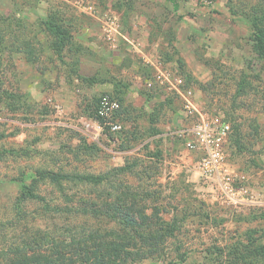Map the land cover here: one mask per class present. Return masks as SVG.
Masks as SVG:
<instances>
[{
	"label": "rangeland",
	"instance_id": "1",
	"mask_svg": "<svg viewBox=\"0 0 264 264\" xmlns=\"http://www.w3.org/2000/svg\"><path fill=\"white\" fill-rule=\"evenodd\" d=\"M252 1L0 0V243L19 235L12 201L23 179L35 178L34 191L57 198L37 176L51 170L107 175L162 216L176 213L181 228L166 260L178 252L184 264H201L249 234L264 246V56L254 51L244 17ZM48 15L67 31L62 50L44 28ZM158 70L180 75L200 109L229 121L227 159L245 175V202L216 198L195 154L165 133L167 124L189 123ZM103 93L121 102L118 132L93 124ZM124 163L127 170H114ZM91 188L98 195L110 185ZM38 206L30 201L26 211L32 216Z\"/></svg>",
	"mask_w": 264,
	"mask_h": 264
},
{
	"label": "trees",
	"instance_id": "2",
	"mask_svg": "<svg viewBox=\"0 0 264 264\" xmlns=\"http://www.w3.org/2000/svg\"><path fill=\"white\" fill-rule=\"evenodd\" d=\"M252 2L244 17L249 22L253 49L262 57L264 0ZM43 24L55 37L56 49L62 50L68 37L65 27L52 15H48ZM1 42L0 50L5 46H1ZM184 86L190 87L185 80ZM120 113L121 102L116 118ZM96 118L102 122L97 115ZM128 167L124 163L114 170L123 171ZM37 176L53 186L57 198L49 200L34 191L35 178L29 183L23 179L12 201L11 217L21 229L15 231L19 234L17 237L0 243V264H140L145 259L184 264L185 257L178 252L166 260L168 242L181 228V217L176 213L164 212L162 216V209L159 213L145 205L142 195L129 190L121 181L109 180L104 174L40 170ZM68 183L81 184L82 190L66 191ZM106 183L110 190L98 195L93 192L92 186ZM30 201L39 205L32 216L26 211V203ZM260 216L264 217V213ZM31 217L46 220L45 226L36 221L32 223ZM253 238L249 234L245 240L226 243L215 258L201 264H253L257 259L264 264V246L256 244Z\"/></svg>",
	"mask_w": 264,
	"mask_h": 264
},
{
	"label": "built area",
	"instance_id": "3",
	"mask_svg": "<svg viewBox=\"0 0 264 264\" xmlns=\"http://www.w3.org/2000/svg\"><path fill=\"white\" fill-rule=\"evenodd\" d=\"M158 77L166 83L169 89L182 101L184 118L189 124L173 130L170 124L165 125V133L171 137L182 139L184 147L195 154L196 171L199 176L212 188L213 194L220 200L232 203H243L249 187L245 185V175L239 174L227 159L226 143L231 130L225 115L200 109L194 100V91L184 86V79L180 75H171L158 70ZM120 110L119 100L103 93L98 100L96 115L102 119L93 124L98 130L107 126L112 133L121 129L116 120Z\"/></svg>",
	"mask_w": 264,
	"mask_h": 264
}]
</instances>
